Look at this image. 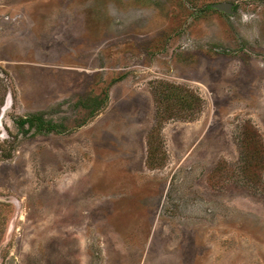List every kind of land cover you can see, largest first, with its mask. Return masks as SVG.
Masks as SVG:
<instances>
[{
    "label": "rangeland",
    "instance_id": "374dc122",
    "mask_svg": "<svg viewBox=\"0 0 264 264\" xmlns=\"http://www.w3.org/2000/svg\"><path fill=\"white\" fill-rule=\"evenodd\" d=\"M164 80L203 107L155 130ZM247 122L264 0H0V264H264Z\"/></svg>",
    "mask_w": 264,
    "mask_h": 264
},
{
    "label": "trees",
    "instance_id": "16d2710c",
    "mask_svg": "<svg viewBox=\"0 0 264 264\" xmlns=\"http://www.w3.org/2000/svg\"><path fill=\"white\" fill-rule=\"evenodd\" d=\"M154 100L156 105L155 130H160L164 122L171 119L192 120L194 116L190 114V111L196 106L197 112H201L203 107V99L200 95L195 94L182 84L168 80H164L156 86ZM27 124L29 127L36 126L38 131L51 130L53 127V124L49 123L42 114H33L20 119L19 125L24 127ZM243 127L245 130L242 138L243 170L251 179L254 175L255 160L261 158L260 162L264 166V142L259 130L252 123L247 122ZM150 153L153 155V161L156 162L158 156L152 150ZM215 172L216 169L213 174Z\"/></svg>",
    "mask_w": 264,
    "mask_h": 264
},
{
    "label": "water",
    "instance_id": "95a60500",
    "mask_svg": "<svg viewBox=\"0 0 264 264\" xmlns=\"http://www.w3.org/2000/svg\"><path fill=\"white\" fill-rule=\"evenodd\" d=\"M214 6L222 10L231 11V5L229 4L219 3V4H214Z\"/></svg>",
    "mask_w": 264,
    "mask_h": 264
}]
</instances>
